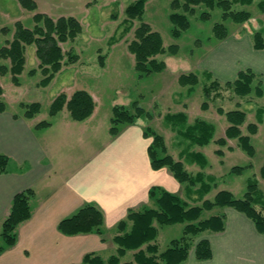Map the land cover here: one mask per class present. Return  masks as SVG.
I'll list each match as a JSON object with an SVG mask.
<instances>
[{
    "label": "rangeland",
    "instance_id": "1",
    "mask_svg": "<svg viewBox=\"0 0 264 264\" xmlns=\"http://www.w3.org/2000/svg\"><path fill=\"white\" fill-rule=\"evenodd\" d=\"M35 1L37 2V8L30 10L24 8L19 0H0V48L6 44L7 39L12 38L17 20H20L26 27L33 28L36 23L33 16L37 12L47 13L54 18L62 15H73L81 21L82 32L74 40L62 43V46L65 51L71 50L77 53L79 59L76 62L64 64L48 85H42L40 81L44 74L38 66L39 59L36 55V46L27 44L25 69L19 76L20 86L12 84L10 72L4 75L0 74V83L6 87L7 94L4 100L8 107L19 114H23L25 111L21 103L40 102L41 108L36 114V120H50L54 124L48 129L45 127L34 128L41 140L59 143V160L68 163L69 166H74L87 163L92 156L99 157L102 155L103 152L100 153V149L107 145L109 141L115 140V135L110 132L113 107L116 104H120L128 106L133 111L132 102L138 100V103L145 108V114L138 119L137 123L141 127L145 125L143 131L149 129L147 135L145 132L142 135L145 139L144 143L149 144L152 131L162 134L168 153L172 154L176 159L182 160L186 168L192 173H197L200 170L205 171L207 174L206 180L212 184V188L204 194L201 189H198L199 184L191 186L186 183H180L183 187L181 186L182 188L179 189V184L169 180L170 178L167 174L162 172L153 174L154 178L151 179L153 183L150 184H160L169 189L178 190L177 193L181 198L188 204L193 205L202 204L204 199L213 200L215 194L221 189L231 190L236 197H243L248 190L249 180L256 178L259 181V189L264 196V179L260 176V168L264 163V123L261 124L260 131L258 129V134H251L252 143L256 149L254 156H250L239 146L237 138L228 139L227 145L222 147L215 142L219 137L226 136V128L229 126L225 114H221L218 111L217 107L219 105L223 106L225 110L241 106L242 109H247L250 112V116H247L246 122L241 126L244 133H248L247 124L251 121L258 124L256 117H254L255 102L258 101L254 92L246 96H239L230 88L224 87L222 96L215 100H209L207 109L202 107L201 117L215 125L214 140L207 145L189 144V140L177 133V130L163 118L164 113L170 106L168 104L170 101L169 95L171 97L176 93V96H178L177 92L179 87L182 86L178 82L179 76L177 74L185 72L190 67V63H196L195 60L204 51L207 40L214 36L213 25L216 22L223 21L227 25L229 32L239 28L244 31L260 29L264 33V8L260 4L264 0H252L250 4H236L235 7L237 9L245 8L252 14L248 21L242 23L235 22L231 18L224 20L220 8H215L212 11L211 18L204 20L200 18V13L205 7L200 5L196 8L194 14H188L191 25L183 31L179 38H175L171 32L173 27V23L170 20V14L173 12L172 0H149L143 16L134 19L133 27L125 35L122 33L123 37H121V32L125 25L124 19L127 18L126 7L135 0ZM178 11H182V9H178ZM142 21L148 22L163 37L166 52L158 55L159 59L165 60L167 64V68L163 71L141 75L136 68L135 56L128 49L127 44L135 37V28ZM3 27H7V30H4ZM172 43L180 45L177 54L168 52V47ZM100 55L104 56L105 65H102ZM65 59L67 61V57ZM3 63L10 64L8 59L0 57V64ZM31 69L36 70L30 73ZM197 73L200 78L197 89L201 91L204 102L205 97L202 88L208 81V77L207 73L201 69ZM76 89L93 90L97 99L94 116L89 120L76 121L71 119L67 107L52 116L50 114V106L54 98L61 92L71 95ZM169 113L173 112L169 111ZM256 116L257 120H259V116H261L259 111L256 112ZM193 122L190 121L189 123L187 118L188 124ZM129 124L122 123L119 126L122 129L124 125ZM140 143L141 136L139 144L136 143L138 147L136 151H133L128 146L123 148L127 149L129 151L128 154H132L133 157L138 156L140 158L143 148L146 155V145ZM219 148L223 150L222 155L216 152ZM187 150L200 152L205 155L207 158L206 166L201 168L197 161L190 160L189 156L186 155ZM159 154L163 155L161 151ZM112 160L119 162L120 165L116 166L109 163V165L106 164V169H113L120 178L121 176L124 177V175L130 176V174H133L132 169L130 170L129 168V163L125 165L124 162H121V159L120 161L116 157L110 159L111 162ZM235 165L245 166V168L241 173L233 172L232 167ZM86 167H88V164H86ZM125 170L127 172H124ZM135 174L137 176L136 180L131 181V183L125 182L124 178L122 180L127 188L125 193L121 192L122 196L120 197L123 200L125 198L130 200L136 197V193L139 194L141 182L146 185L149 180L148 174L145 175L140 169ZM210 175H212V178H208ZM78 178L79 175L77 176ZM75 179L71 178V182L75 181ZM81 184L73 186V192H76L77 196L84 199V197L88 196V192H92L95 196L105 199L106 196L102 193L99 194L95 186ZM116 196L113 195V197ZM145 206H155L154 200L151 199L149 203L143 205V207ZM222 211V207L215 206L211 210H205L203 217ZM156 225L158 227V236L155 242L162 251L168 247L172 239L183 235L185 224L161 225L156 223ZM62 240L64 245L66 241L63 238ZM0 246L6 249V242L1 235V228ZM66 251L67 248L59 247L60 255L67 256ZM116 252L117 249L107 248L102 251V255L108 257ZM123 258L125 259L124 261L131 260L133 251H128L122 257L121 263Z\"/></svg>",
    "mask_w": 264,
    "mask_h": 264
},
{
    "label": "trees",
    "instance_id": "2",
    "mask_svg": "<svg viewBox=\"0 0 264 264\" xmlns=\"http://www.w3.org/2000/svg\"><path fill=\"white\" fill-rule=\"evenodd\" d=\"M148 1L135 0L126 7L127 18L124 19L125 25L121 37L131 30L134 19L143 16ZM19 2L24 8L30 10L37 8L35 0H19ZM251 2L252 0H172L173 12L170 14V20L173 23L172 35L179 38L183 31L190 27L191 22L188 14H194L200 5L205 7L200 13V18L204 20L211 18L215 8H220L224 20L231 18L235 22L242 23L248 21L252 14L245 8L237 9L235 6ZM260 4L264 8V1H261ZM178 9H182V11H178ZM33 17L36 22L33 28H28L20 20H17L13 37L7 39L6 44L0 48V57L8 59L10 62V64H0V74L4 75L10 72L12 81L19 84V76L24 71L26 64V45L34 44L39 59L38 66L44 74L40 84L48 85L64 64L76 62L79 59L77 53L71 50L65 51L62 43L74 40L82 32L83 26L81 21L73 15L54 18L47 13L37 12ZM3 29L7 30V27H3ZM228 34V27L223 21L213 25L215 38L224 39ZM253 44L257 49H264L262 30L253 31ZM179 48L178 43H172L168 47V52L177 54ZM128 49L134 54L136 68L141 75L163 71L167 68L165 60L158 57L159 54L166 52L163 37L148 22L142 21L135 28V37L128 43ZM65 57H67V61ZM100 58L103 63L104 56L100 55ZM35 70L31 69L29 72L33 73ZM206 73L208 81L203 85L205 101L202 105L205 109L209 107V100H215L222 96L224 87L230 88L239 96H246L252 92L257 96L264 95V85L259 75L250 68L239 71L235 79L224 82L211 77L208 71ZM178 82L181 85H196L200 82L199 74L193 71L182 72L178 77ZM3 92L4 88L0 83L1 112L7 108L6 102L2 98ZM21 105L25 108L23 115L26 118H33L41 108L40 102L37 101L28 104L21 103ZM131 106L133 111L125 105L116 104L113 107L110 127V132L113 135L119 134L122 123H136L145 114V108L138 103V100H134ZM64 107L68 108L73 120L82 121L93 114L96 100L86 89H76L71 95L61 92L52 101L50 114L54 116ZM217 108L219 113L225 114L229 126L226 128V136L219 137L215 142L222 147L227 145L228 139L237 138L239 146L250 156H254L256 149L252 143L251 134L258 132V124L248 123V133H244L241 126L247 120L246 110L239 107L225 110L221 105ZM259 117V120H262V116ZM165 120L177 130V133L188 139L189 144L207 145L214 140L215 125L212 122L196 118L192 124H188L186 112L167 113ZM51 124L50 120H40L35 123L34 127L43 128ZM148 131L149 129L145 130L146 135L149 133ZM147 151L153 169L167 168L176 181L191 186L199 184L198 189H201L204 194L211 190L212 184L206 180L205 171L200 170L197 173H192L182 160L176 159L168 153L162 134L152 131ZM160 151L163 155L159 154ZM216 152L220 155L223 154L221 148ZM186 155L190 160L197 161L201 168L207 164V158L200 152L187 150ZM8 162L9 156L0 153V173L6 171ZM244 168L245 166L235 165L232 167V171L241 173ZM260 176L264 179V163L260 168ZM208 178H212V175ZM34 195L33 187H28L14 195L10 211L3 219L1 227V235L8 246L16 243L18 226L32 216L30 201ZM149 196L154 200L155 206L129 209L126 218L119 221L118 233L114 236V241L118 245L117 252L107 260L99 254L89 252L84 256V261L89 264H181L187 260L193 247L198 260L210 259L213 256L211 241L201 235L207 231L225 230L227 218L224 211L203 217L205 210H211L215 206L235 208L249 217L257 230L264 234V196L256 178L249 180L248 190L243 197H236L232 191L221 189L215 194L213 200L204 199L202 204L190 205L177 192L162 185H152L149 189ZM103 222V212L95 205L88 204L81 207L72 216L62 219L59 229L68 235L89 233L93 230L99 231ZM156 223L161 225L184 223L183 235L172 239L168 247L161 251L155 242L158 236ZM4 249L5 247L0 246V253ZM128 251H133V258L121 263L122 257Z\"/></svg>",
    "mask_w": 264,
    "mask_h": 264
},
{
    "label": "crops",
    "instance_id": "3",
    "mask_svg": "<svg viewBox=\"0 0 264 264\" xmlns=\"http://www.w3.org/2000/svg\"><path fill=\"white\" fill-rule=\"evenodd\" d=\"M207 41L204 51L195 60L196 63H190V67L185 72H197L201 69L203 72L208 71L211 77L224 82L235 79L239 71L250 68L259 75L264 85V49L254 47L252 30L235 28L224 39L213 36ZM105 64L104 59L102 65ZM198 84L182 85L177 92L178 96L176 93L171 97L169 95L170 106L168 105L169 109L164 113L163 118L165 119L169 111L173 113L185 111L189 123L198 117L204 119L201 117L203 98L201 91L197 89ZM17 85L20 86V83ZM2 86L4 99L7 92L5 85ZM88 91L94 96L97 107L95 93L93 90ZM257 99L254 117L260 131L261 124L264 123V95L257 96ZM96 107L93 114L85 120L94 116ZM244 110L247 111V116H250V112ZM258 111L263 112H260L262 120H257ZM37 122L36 115L33 118H26L23 114L11 110L8 105L5 111H0V153L9 156L6 171L0 173V228L3 219L10 211L14 195L28 187L35 189V195L30 201L32 216L18 226L16 243L11 246L6 244V249L0 253V264H89L84 261V256L89 252L99 254L107 260L112 254L105 257L102 251L107 248L117 249L118 245L113 237L118 233L119 221L126 218L129 209L142 208L151 200L149 189L155 185L150 184L153 183L151 182L154 178L153 174L161 172L167 174L169 180L179 184V189L183 187L166 168L160 170L152 168L147 151L148 143L145 144V139L142 137L145 125L141 127L137 122L124 125L120 133L115 136V140L109 141L100 149L102 155L92 156L82 165L69 166L68 163L59 160V143L41 140L34 128ZM53 124L52 122L45 128H51ZM140 136L141 143L146 145V155L143 148L140 158L133 157L123 147L128 146L136 151L138 148L136 143L139 144ZM113 157L121 159L120 161L125 165L129 163L133 174L120 178L113 169H106L109 163L120 165L115 160L110 161ZM139 169L145 175L148 174L147 184L141 182L139 194L136 193V197L130 200L127 198L123 200L120 197L121 192L125 193L127 189L122 181L123 178L125 182L135 181L137 177L135 173ZM71 178L76 179L71 182ZM78 184L95 186L99 194L106 196L105 199L95 196L92 192H88V196L84 199L77 196L76 192H73V186ZM113 195L117 196L113 197ZM88 204L95 205L104 214V222L100 230L74 235L63 233L59 229L60 221L72 216ZM223 211L227 215L225 230L207 231L201 235L210 239L213 256L207 260H198L193 247L187 260L181 264H264V234L257 230L249 217L235 208L225 207ZM128 226L130 227V223ZM62 238L66 241L64 245ZM59 247L67 248L68 255H60ZM71 252L73 253L69 254ZM124 260L123 258L122 262Z\"/></svg>",
    "mask_w": 264,
    "mask_h": 264
}]
</instances>
